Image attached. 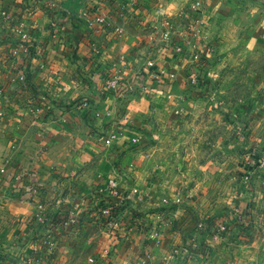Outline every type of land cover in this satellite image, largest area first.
I'll return each instance as SVG.
<instances>
[{"label": "crops", "instance_id": "1", "mask_svg": "<svg viewBox=\"0 0 264 264\" xmlns=\"http://www.w3.org/2000/svg\"><path fill=\"white\" fill-rule=\"evenodd\" d=\"M99 16L106 22L89 24ZM164 32L165 49L157 41ZM262 52L264 0H137L134 7L127 0H0V264H264L260 237L241 229L254 223L264 174L247 187V153L238 152L262 145L264 96L240 137L239 107L217 105L229 95L224 86L198 85L241 63L242 54ZM23 66L27 87L18 78ZM247 66L264 81V61L251 57ZM117 74L121 92L107 87ZM131 86L135 94L122 102ZM44 91L50 99L40 104ZM86 99L96 109L89 115L80 106ZM121 109L133 132L119 125ZM116 164L128 194L122 228L109 232L92 212L78 233L57 229L50 243L34 236L37 203L46 202L54 219L63 215L58 199L87 210L108 194ZM223 216L228 230L216 236L211 230ZM145 222L158 226L152 240ZM186 243L199 248L174 255Z\"/></svg>", "mask_w": 264, "mask_h": 264}, {"label": "built area", "instance_id": "2", "mask_svg": "<svg viewBox=\"0 0 264 264\" xmlns=\"http://www.w3.org/2000/svg\"><path fill=\"white\" fill-rule=\"evenodd\" d=\"M127 3L131 6L134 7L137 3V0H127ZM200 2H195L193 4V8L199 7L200 6ZM3 15H5L6 17H8V13L6 11L2 12ZM89 24H94L96 22L99 23H105L106 22V17L105 16H99L96 19H89ZM119 30V29H118ZM159 41V45L162 46L163 49L168 48L170 44V36L168 35L167 32H164L162 35L161 40H157ZM180 47H177V50H180ZM201 56L196 54L194 55V60H198L200 61ZM155 63L153 60H148L147 62V66H153ZM28 68L26 67H22L18 70V78H19V82L22 86L26 87L28 85V82H30V73L27 71ZM157 79L159 80V78L157 77ZM107 87L109 89H115L119 92L122 91V87L120 85V76L118 75H114L113 77H111L110 79L107 80ZM135 90L134 87H129L128 89L124 90V93H127V95H129L130 93H133ZM126 95V96H127ZM40 97V96H39ZM41 99V98H40ZM43 101H46V96L42 97ZM80 106L85 108L87 110V115H89V113L95 111L96 109L94 108V106L92 105V103L90 102L89 99H86L84 101H82L80 103ZM3 112L0 110V115H2ZM118 118H120V120H125L126 122H128L129 120V115L127 112H125L123 109H121ZM123 122V121H122ZM115 134H110L108 137H106L105 142L106 144H111L112 140L114 139ZM135 140L137 141H141V137L136 136ZM252 156V161H255L257 159V164L259 167H263L264 168V157L261 156L260 158H257L256 154H250L249 152L247 153V156ZM1 173H5L6 169L5 168H1L0 169ZM125 172H124V168L120 165H117L114 169H113V174L111 177H109V179L107 180V189H108V194L104 197H101L99 199H95L93 201V204H91L89 206V209L87 210H81V207L79 206V204H75L74 206H68V208H64V203L63 199H58L56 201L57 203V208L60 212V214H63L62 216H60L57 219L52 218L48 212H47V203L44 201H41L39 203H37L36 206V212L34 214V231L35 237L40 238L41 240H43L45 243H50L49 242V238L50 236L54 233V230L60 229V230H71V231H78L80 224L82 223V221L84 220V217H86L87 214L91 213L90 210H92V212H95L96 217H98L101 221V224L103 226H105V228L109 231V232H114L120 228L123 227V220H122V211H123V207L125 206L126 200L128 198V194L123 193V190L121 188L120 182H121V178L124 177ZM246 180L250 181V175L249 173L245 176ZM36 181V180H35ZM133 192H134V196L137 198V200L142 203L144 201V197L137 192V190L135 188H132ZM32 192H36L38 191L37 187H34L31 189ZM131 194V193H130ZM120 197H123V199H121V201H119ZM176 202H181V198H177ZM135 225L139 226L141 225L140 220H135L134 222ZM203 224H200V227H202ZM143 227L147 230L146 233H148V236L150 237V239H154L157 236V232H158V226L152 222H145L143 224ZM227 229V226L225 224L216 226L215 228H213L212 232L215 235H219L221 233H223L225 230ZM130 230V228H128V226L124 227V232L126 233V231ZM127 234V233H126ZM50 248H52V244H50ZM196 249L199 248V245H192V244H185L182 247H180L179 249H177L174 252V255H177V253L179 252L180 255L185 256V255H189L192 252V249ZM109 252L106 250L103 253V257L108 258L109 257ZM174 257V256H173ZM104 264H110V261H105Z\"/></svg>", "mask_w": 264, "mask_h": 264}, {"label": "rangeland", "instance_id": "3", "mask_svg": "<svg viewBox=\"0 0 264 264\" xmlns=\"http://www.w3.org/2000/svg\"><path fill=\"white\" fill-rule=\"evenodd\" d=\"M258 6L257 3H255L254 6L261 8V4ZM263 5V4H262ZM257 9V8H256ZM257 9V10H258ZM245 21L247 22V20L245 19ZM238 41V40H237ZM242 41H240L241 43ZM242 44V43H241ZM246 54V52H244ZM252 60L255 62H263L264 61V52H262V54L258 55H244L242 54L240 60H242L241 63H233V67H229L227 65L223 66V70L219 73V75H216L215 78H205L203 79V82L198 83L199 86H203L208 90V91H216L218 88H220L222 85L224 86V88L227 90L226 92L229 93V95L227 97H225L224 99H221L219 102H217L218 106H223V107H239L240 109V115L239 116H235L234 120H236L239 123V127H236V131L234 132L235 134L239 133V136L242 137L243 135L246 134V129L248 126V117H249V112L251 111L252 107L255 105H258L262 102L261 100V96H264V81L261 80V76L258 74H254V75H248L249 73V67L247 66V60ZM250 63V61L248 62V64ZM258 66V63L257 65ZM25 66H23L24 68ZM26 68V67H25ZM28 68V67H27ZM28 72H30L29 68L27 70ZM224 73V74H222ZM119 75V74H117ZM227 76V77H225ZM30 77V75H29ZM82 78H84V81H88L90 78V75L88 73V71L85 69H83L82 71ZM224 83V84H222ZM30 85V82H28V85ZM26 86V87H27ZM135 91V90H134ZM40 104H46L49 102L50 96L49 93L47 91L44 92H40ZM135 92L130 93L129 95H127V93H122V96H124V100L123 101H127L130 96L134 95ZM127 95V96H126ZM46 96V101H43L42 97ZM237 96V98H236ZM259 121L263 122L264 124V116H260ZM119 123V125L123 128H129L130 131L133 132V126L130 122V120H128V122H126L125 120H120V118L117 119ZM123 121V122H122ZM227 129V128H225ZM244 129V130H243ZM235 129H233L234 131ZM224 132H229L230 134H232V130L231 129H227L224 130ZM137 133V132H135ZM139 133H141L139 131ZM258 141H262L264 142V132H262L261 134L257 135L256 138ZM259 142L257 145H255V147H251L248 148V150L243 151L241 149L238 150V152L241 155H244L245 153H250V154H256L257 158H260L261 156L264 157V143ZM247 156V155H246ZM244 161V160H243ZM257 159L255 161H252V156H247L245 158V165H247V170L244 173V179H245V184L247 187H252L253 186V182H254V176L257 174H264V168L263 167H259L257 164ZM117 166L114 165L113 169ZM121 166V165H120ZM249 173L250 175V181L246 180L245 176ZM253 197L256 198L255 194H253ZM261 200H259V209L258 211H253L251 216L254 219V223H250L249 225L243 226L241 227V229H243V232H245L248 236H252L255 235L256 237H260V247H261V253L263 256V260H264V197L260 198ZM257 200V198H256ZM254 200V203L257 204L258 200L256 201ZM253 204V203H252ZM89 209V208H88ZM90 212L92 213V210H90ZM226 215V214H225ZM96 216V215H95ZM225 219L222 221L223 223L218 224L213 226V228H215L216 226L225 224L227 226V229L224 231L226 232L228 230V219L227 217L223 216ZM95 218V217H94ZM100 220L98 217L95 218V220ZM83 222V221H82ZM101 222V221H100ZM82 223L80 224L79 230L81 228ZM100 227H104L101 224H98ZM212 228V230H213ZM78 230V231H79ZM211 230V233L214 234ZM57 231V228L54 230ZM78 231H71V230H66V232L69 234H75L78 233ZM222 234V233H221ZM219 234V235H221ZM215 235V234H214ZM216 235V236H219ZM187 244V243H186ZM180 247H177L175 249V251L177 249H179ZM174 251V252H175ZM177 254H180L179 252ZM256 255H260V252L257 251ZM259 261H260V257H259ZM17 264H25L24 261H18Z\"/></svg>", "mask_w": 264, "mask_h": 264}]
</instances>
